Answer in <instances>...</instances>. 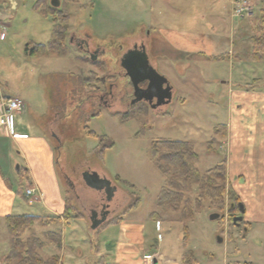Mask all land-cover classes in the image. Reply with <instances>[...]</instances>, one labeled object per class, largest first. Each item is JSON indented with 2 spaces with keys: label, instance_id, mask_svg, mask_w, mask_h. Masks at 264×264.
Returning a JSON list of instances; mask_svg holds the SVG:
<instances>
[{
  "label": "rangeland",
  "instance_id": "rangeland-1",
  "mask_svg": "<svg viewBox=\"0 0 264 264\" xmlns=\"http://www.w3.org/2000/svg\"><path fill=\"white\" fill-rule=\"evenodd\" d=\"M153 1L60 0L58 10L68 17L65 50L60 53L50 51L48 42L62 14L55 22L56 13L42 14L33 7L35 0H0L4 32L0 38V94L18 96L26 108L24 117L13 115V121L21 122L19 129L13 128V138L40 135L52 144L59 185L85 218H69L65 223L43 218V224L36 222L31 231L41 241L46 243L44 232L54 230L60 231L63 242L60 246L45 245L37 253L44 259L56 253L60 264H92L93 245L112 246L123 239L118 219L125 216L123 223L143 224L148 244L155 238L150 256L157 254L165 262L157 264H264L263 227L252 222L246 231L245 224H235L231 217L239 213L230 211L228 202L223 210H216L206 200L201 201L193 220L185 222L178 213L160 209L156 198L165 180L151 151L154 141L188 140L197 153L195 166L200 172L219 162L223 150L212 135L216 122L224 119L227 85L240 78L248 81L264 71V60H252L248 48L254 34L251 18L234 16L229 0H165L168 5L161 9L152 8ZM247 1L253 5L254 17L264 0ZM161 17L164 20L159 24L182 30L184 35L208 32L209 38L216 39L215 50L224 48L219 49V41L228 46L215 53V59L195 51L180 56V52L163 44L168 39L165 31L150 29V36H145L146 31L137 25L142 21L158 24L154 22ZM215 18L220 22L214 30L201 31ZM71 33L80 38L86 35L90 49L93 45L100 47L95 60L68 41ZM142 37L148 39L149 63L172 86L171 101L157 110L142 103L130 104L132 88L119 67V51ZM39 44L44 45L43 49ZM98 76L107 81L98 91H103L108 83L115 86L113 104L99 112L93 105ZM180 97L185 100L180 101ZM96 110L98 113L92 116ZM7 147L10 154L2 157H13L15 173V166L20 165L18 148L12 144ZM89 164L117 188L108 204L113 210L107 222L95 229L89 227L90 210L105 201V195L89 190L82 182L81 169ZM226 189L235 194L227 185ZM189 195L193 199V192ZM39 207L23 204L17 211L46 216ZM213 212L220 217L210 219ZM184 226L188 228L185 239ZM9 243L10 236L1 220L0 264L16 263L5 260Z\"/></svg>",
  "mask_w": 264,
  "mask_h": 264
},
{
  "label": "crops",
  "instance_id": "crops-1",
  "mask_svg": "<svg viewBox=\"0 0 264 264\" xmlns=\"http://www.w3.org/2000/svg\"><path fill=\"white\" fill-rule=\"evenodd\" d=\"M154 1L152 8L161 9L168 5L165 0ZM230 3L231 0H229V6H231ZM229 6L228 13L230 12ZM163 20L164 17H161L154 22L158 24L151 25L142 21L137 22V25L139 29H144L148 36H150V29L165 31L168 38L167 43H165L166 40L164 42L159 40V42L170 45L173 52H180V56L195 51L215 59L217 58L215 53L224 51L228 46L227 43L219 41V49L224 48L215 50L216 39L209 38L211 34L208 32H203L200 36L198 33H189L185 36L182 30L159 24V21ZM219 22L216 18L209 20L201 31L214 30ZM2 24L0 22V33H3L2 37H4ZM178 33L180 37L176 35ZM250 45L248 48H251ZM240 79L239 82L232 81L227 85L224 119L221 123L216 122L218 125L213 130L212 139L214 140L215 135L218 148L223 150L219 162L223 161L226 166V185L240 200L239 205L243 208L242 218L248 226L246 230L248 231L252 222L264 229V71L254 74L248 81L246 78ZM250 81L252 82L249 83ZM180 99V101L185 100L183 97ZM25 109L17 115L24 117ZM16 127L18 129L21 127L19 119L13 121V128ZM13 136L0 130V156L6 155L5 153L10 154V149L8 150L6 145L10 147L12 144L13 147L18 148V163L21 165L15 166L14 173L12 172L13 157L11 156L10 160L0 158V221L4 223V216L8 214H19L17 210L23 204H27L22 195L23 188L30 185L37 190L38 200L33 204L40 206L38 208L40 212L45 213V217L54 218L55 222L65 223L66 220L62 213L67 194L60 187L56 177L52 144L40 135L15 136L14 138ZM124 218L125 216H122L120 219L123 239L116 241L112 246L101 243L93 245L90 254L94 261L92 264H145L146 260L151 257L150 253L153 251L151 246L155 238H152L153 241L148 244L143 224L135 221L123 223ZM82 219L85 218L82 217ZM162 239L160 238V241ZM78 253L81 255V250L78 249ZM244 263L252 264V262Z\"/></svg>",
  "mask_w": 264,
  "mask_h": 264
},
{
  "label": "trees",
  "instance_id": "trees-1",
  "mask_svg": "<svg viewBox=\"0 0 264 264\" xmlns=\"http://www.w3.org/2000/svg\"><path fill=\"white\" fill-rule=\"evenodd\" d=\"M33 7L44 15L56 13L55 22L58 21V15L62 14L60 23L54 26L53 38L48 42V49L63 53L66 41L67 15L44 0H35ZM250 23L254 29L251 58L254 61H262L264 60V2L256 15L251 18ZM43 46L39 44V47L42 48ZM31 53H33L32 50ZM151 151L165 180V185L156 198V204L160 209L178 213L180 220L184 222L193 220L197 208L201 205L200 202L204 200L216 210H223L226 207V202H228L230 211H239L237 208L238 203H240L239 198L235 194L233 195L229 189H226V166L223 161L200 172L195 166L197 153L193 143L188 140L154 141ZM191 192L194 194L193 199L189 195ZM136 205L137 201L133 206L136 207ZM62 216L64 220L83 217L81 212L69 201L68 196L65 197ZM43 218H48L49 222L55 220L54 218L31 214H8L4 216V225L10 236L9 252L5 256L6 261L15 260V264H60L56 253L46 259L37 253L45 245H61L60 231L48 230L44 232L43 237L46 238V243L31 231L36 222L43 224ZM182 229L185 239L188 228L184 226ZM189 252L192 254V251Z\"/></svg>",
  "mask_w": 264,
  "mask_h": 264
},
{
  "label": "water",
  "instance_id": "water-1",
  "mask_svg": "<svg viewBox=\"0 0 264 264\" xmlns=\"http://www.w3.org/2000/svg\"><path fill=\"white\" fill-rule=\"evenodd\" d=\"M59 0H50V5L53 7H58ZM91 59H95V55H89ZM126 61L122 62V66L129 76L130 82L133 87V99L131 103H135L140 100H145L150 103L151 108H156L157 106L166 105L172 99V87L169 84L166 77L159 74L156 69L149 63L147 54L141 52L139 55L135 56L132 52L128 53L125 57ZM146 81V86L144 88L140 87L139 84ZM153 99H155L154 102ZM84 183L95 190H102L105 194V200L108 202L112 199L114 192L116 191V186L111 184L110 179L106 177H101L97 172L83 174ZM239 210L243 213L242 205H239ZM108 210H103L100 215L96 210H91L89 215L90 228L95 229L101 223L106 220ZM219 214L213 212L210 214V219H216ZM241 217H236L240 219ZM218 241H221L219 239Z\"/></svg>",
  "mask_w": 264,
  "mask_h": 264
},
{
  "label": "flooded vegetation",
  "instance_id": "flooded-vegetation-1",
  "mask_svg": "<svg viewBox=\"0 0 264 264\" xmlns=\"http://www.w3.org/2000/svg\"><path fill=\"white\" fill-rule=\"evenodd\" d=\"M147 34L145 33V36ZM147 38H140L139 42H135L134 40L132 41V43L130 44V46L127 47V49L125 48L124 51L120 50L119 52H121V55L119 56V67L124 71V75H125V78H127L128 82H129V85L130 87L132 88V94H131V97L129 99V102L130 104H137V103H142L143 105H145L146 107H150V103L145 101V100H140V101H137L135 103H131L132 99H133V87H132V84L130 82V79H129V76L126 74V71L125 69L123 68L122 66V62L126 61V56L128 53L132 52L135 56L139 55L141 52H145L146 54L148 53L147 51ZM68 41L71 43V42H74L75 43V46L78 47L79 49L82 50V52L84 54H86L89 58L90 56L89 55H95V53H99L100 52V47L98 45H93L92 49H90V44H86V35L83 37V38H80L78 36H75L74 34H70L69 35V38H68ZM140 44V45H139ZM123 47V45H120L119 48L121 49ZM118 54V53H117ZM149 54H147V57H148V60H149ZM150 62V61H149ZM153 66V65H152ZM95 79H98V82H99V85H96L95 88L93 87V89H95L97 92H95L94 94V98H96V103H94L93 105L94 106H97L96 109L98 110V112L102 109V108H105L107 109V107L111 106L114 102V94H113V88L115 87L113 83H108L106 85V87L103 89V91H98L99 89V86L102 84H106V79L104 76H98V77H95ZM146 81H143L139 84L140 87L144 88L146 86ZM155 99H153L152 102H154ZM159 107L161 106H157L156 108H152L153 110H157ZM97 110L93 113L92 116H95L98 112ZM54 135V134H53ZM93 172H96L94 171L93 167H91V164L89 165H86L84 168L81 169V174H80V177H81V180L82 182L84 183V179H83V174H86V173H93ZM113 182H111L112 184ZM114 185V183L112 184ZM105 199V198H104ZM109 202H107L106 200L105 201H102L99 203V205L97 206H93L91 208V210H96L98 212V215H100V213L103 211V210H108V215L112 212V210L109 208L108 206ZM97 208L99 210H97ZM237 208L239 209V203L237 205ZM90 210V211H91ZM238 215H234L232 218V221L236 224V223H244L243 221V218H240V219H236L234 220V218L236 217H242V214L238 211ZM107 215V216H108Z\"/></svg>",
  "mask_w": 264,
  "mask_h": 264
},
{
  "label": "built area",
  "instance_id": "built-area-1",
  "mask_svg": "<svg viewBox=\"0 0 264 264\" xmlns=\"http://www.w3.org/2000/svg\"><path fill=\"white\" fill-rule=\"evenodd\" d=\"M253 5L247 0L233 1L232 13L237 18H249L253 14ZM3 33H0V38ZM25 108L24 102L18 96L0 94V130L4 133L12 134L13 132V115L22 112ZM24 194L27 199V203L32 204L37 200V190L30 185H26L24 188ZM157 255V254H156ZM153 255L146 260L145 264H156L158 260H161L158 256Z\"/></svg>",
  "mask_w": 264,
  "mask_h": 264
}]
</instances>
